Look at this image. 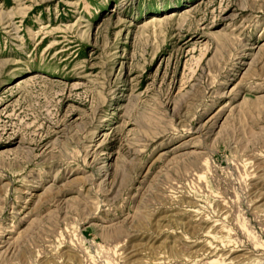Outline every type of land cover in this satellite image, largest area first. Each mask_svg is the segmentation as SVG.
<instances>
[{
	"label": "rangeland",
	"instance_id": "1",
	"mask_svg": "<svg viewBox=\"0 0 264 264\" xmlns=\"http://www.w3.org/2000/svg\"><path fill=\"white\" fill-rule=\"evenodd\" d=\"M0 264H264V0H0Z\"/></svg>",
	"mask_w": 264,
	"mask_h": 264
},
{
	"label": "bare ground",
	"instance_id": "2",
	"mask_svg": "<svg viewBox=\"0 0 264 264\" xmlns=\"http://www.w3.org/2000/svg\"><path fill=\"white\" fill-rule=\"evenodd\" d=\"M37 77H38V76L36 75V73L28 74V75H26L24 78H20V79L17 81L16 85L22 84V83H24V82L27 81V80H31V79H34V78H37Z\"/></svg>",
	"mask_w": 264,
	"mask_h": 264
}]
</instances>
